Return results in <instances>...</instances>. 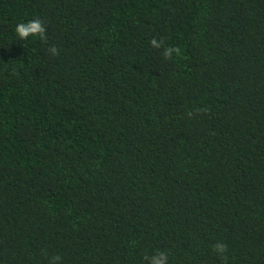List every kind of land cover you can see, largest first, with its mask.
I'll return each instance as SVG.
<instances>
[{"label": "trees", "instance_id": "16d2710c", "mask_svg": "<svg viewBox=\"0 0 264 264\" xmlns=\"http://www.w3.org/2000/svg\"><path fill=\"white\" fill-rule=\"evenodd\" d=\"M35 17L47 43L19 41ZM217 241L264 264V0H0V264Z\"/></svg>", "mask_w": 264, "mask_h": 264}, {"label": "clouds", "instance_id": "9594fccd", "mask_svg": "<svg viewBox=\"0 0 264 264\" xmlns=\"http://www.w3.org/2000/svg\"><path fill=\"white\" fill-rule=\"evenodd\" d=\"M15 33L19 38V41H26L30 37L38 38L41 42L47 43L48 35H47V26L45 21L40 17H35L32 19H28L26 21H22L16 24ZM150 44L152 47L156 49H160L163 47V53L165 59L171 60L174 56H181L182 52L179 46H168L164 47L163 40H157L156 38H152L150 40ZM49 54L52 56H59L60 50L57 46L52 45L48 48ZM205 111V109H197V112ZM188 115L191 117L193 113L191 111L188 112ZM213 250L220 257L222 261L227 262L228 256V246L227 244L217 241L213 245ZM62 257L59 255H55L51 258L50 264H60ZM144 261L146 264H169V253L164 250L156 251L151 255H145Z\"/></svg>", "mask_w": 264, "mask_h": 264}]
</instances>
